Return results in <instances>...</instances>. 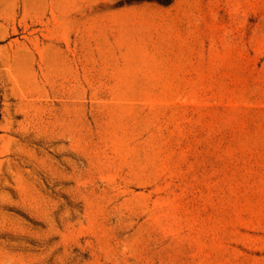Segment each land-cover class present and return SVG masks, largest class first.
Masks as SVG:
<instances>
[{"label":"rangeland","instance_id":"rangeland-1","mask_svg":"<svg viewBox=\"0 0 264 264\" xmlns=\"http://www.w3.org/2000/svg\"><path fill=\"white\" fill-rule=\"evenodd\" d=\"M0 0V264H264V0Z\"/></svg>","mask_w":264,"mask_h":264},{"label":"trees","instance_id":"trees-1","mask_svg":"<svg viewBox=\"0 0 264 264\" xmlns=\"http://www.w3.org/2000/svg\"><path fill=\"white\" fill-rule=\"evenodd\" d=\"M174 0H127V5H134V4H142V3H156L161 6H170L172 5Z\"/></svg>","mask_w":264,"mask_h":264}]
</instances>
